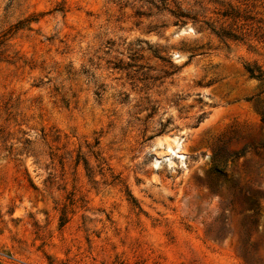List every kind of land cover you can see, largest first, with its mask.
<instances>
[{"label": "rangeland", "instance_id": "rangeland-1", "mask_svg": "<svg viewBox=\"0 0 264 264\" xmlns=\"http://www.w3.org/2000/svg\"><path fill=\"white\" fill-rule=\"evenodd\" d=\"M226 5L241 40L205 24ZM258 21L264 0H0V264H264Z\"/></svg>", "mask_w": 264, "mask_h": 264}, {"label": "trees", "instance_id": "trees-1", "mask_svg": "<svg viewBox=\"0 0 264 264\" xmlns=\"http://www.w3.org/2000/svg\"><path fill=\"white\" fill-rule=\"evenodd\" d=\"M218 18L211 22H205L206 26L213 32L217 37L223 38L225 40H241L243 38V34L247 35V31H242V27L235 26L236 22L248 21L252 18L246 14H240L238 9L234 8L231 5H226L217 11ZM175 16L178 18L177 21L180 23H184V20L180 19H188L194 17H190L188 14L183 13L181 11H177ZM261 25H264V22L258 21ZM248 24L247 22L241 23V26ZM260 24L256 27L255 35H258L257 38L264 40V26ZM249 34V33H248ZM247 72L250 76H254L257 79H260V73L255 74L256 70L254 68L247 67Z\"/></svg>", "mask_w": 264, "mask_h": 264}, {"label": "bare ground", "instance_id": "bare-ground-1", "mask_svg": "<svg viewBox=\"0 0 264 264\" xmlns=\"http://www.w3.org/2000/svg\"><path fill=\"white\" fill-rule=\"evenodd\" d=\"M167 147H169V146H167Z\"/></svg>", "mask_w": 264, "mask_h": 264}]
</instances>
